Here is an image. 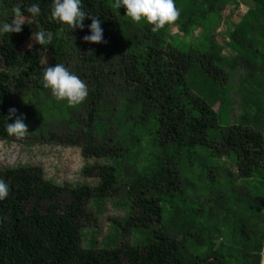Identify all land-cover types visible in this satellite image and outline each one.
<instances>
[{
	"label": "trees",
	"instance_id": "trees-1",
	"mask_svg": "<svg viewBox=\"0 0 264 264\" xmlns=\"http://www.w3.org/2000/svg\"><path fill=\"white\" fill-rule=\"evenodd\" d=\"M239 2L248 11L227 31V56L217 37L228 6ZM239 2L174 0L179 16L171 25L185 33L179 40L167 24L152 32L146 21H132L113 0H83L85 11L102 21L107 41L91 43L83 40L90 34L87 17L83 30L70 31L51 18V0H0V24L10 22L18 6L53 36L36 55L21 50L26 33L0 35V140L9 139L5 126L15 119H8L13 93L38 69L42 74L63 64L87 85L88 96L75 107L50 96L44 118L66 120L75 132L66 143L100 159L86 169L100 177L97 186L60 185L39 165L0 169L9 185L0 201V264H260L264 0ZM32 3L41 8L38 17L26 12ZM43 87L33 90L44 96L49 89ZM236 100L239 112L232 109ZM82 107L84 124L75 115ZM22 112L27 125L40 117ZM42 125L49 135L51 125ZM224 156L235 158L237 173L223 165ZM123 181L126 206L137 207V214L124 218L122 230L102 245H82L88 203L118 193ZM125 231L137 238L120 246Z\"/></svg>",
	"mask_w": 264,
	"mask_h": 264
},
{
	"label": "rangeland",
	"instance_id": "rangeland-1",
	"mask_svg": "<svg viewBox=\"0 0 264 264\" xmlns=\"http://www.w3.org/2000/svg\"><path fill=\"white\" fill-rule=\"evenodd\" d=\"M240 0H237L239 2ZM248 11V6L245 3H240L236 7V3L228 6L225 16L228 20L223 22L219 28L220 35L217 37V41L224 46L227 39V31L229 28H233L234 24H237L242 17ZM11 15V14H10ZM9 16V15H8ZM26 20L22 25V31L17 33L20 36L22 33H26V41L22 46V52L32 50L36 55L40 54L39 45L32 40L34 32L39 31L35 21L26 15H23ZM4 16L0 15L1 19ZM10 17V16H9ZM13 16L11 15V19ZM169 31L172 36H176L179 40L184 38V31L175 25H169ZM31 31V33H30ZM199 29L194 31L197 35ZM31 44V47L29 45ZM223 54L230 55V49L224 46ZM0 70H3L2 64H0ZM18 70H10V73H16ZM39 69L28 80L26 86L15 91L10 100V107L18 109V115L24 109L29 110L32 114H39L40 117H36L31 124H28V134L18 139L15 136H9V139L0 140V169L18 166V165H39L43 168L44 174L47 179H50L60 185H79L87 184L90 186H97L100 183V177L95 172L87 171V166H92L100 161L99 158L86 156L81 144L69 145L65 141V137L68 136L75 140V132L72 131L66 120L57 121L55 115L49 117L51 120H46V112L44 111L45 99L53 96L51 90L45 89L44 96L37 95L38 91L33 90L35 87L43 86L42 74L39 73ZM236 77L241 75V72H235ZM43 91V90H41ZM258 98L261 102L260 115L264 118V95L259 94ZM237 104L232 107L235 112L236 109L239 112L238 101ZM27 103V104H26ZM217 108V107H216ZM76 110L75 115L78 116L81 122L86 123L87 111L84 109ZM23 113V112H22ZM48 114V113H47ZM26 117V116H25ZM44 118V120H43ZM56 121L59 123L57 125ZM14 120L12 121V123ZM51 125L52 131L49 135L43 129V125ZM264 129V125H261ZM82 125L76 129L81 131ZM224 166L237 173V162L232 156H224L221 159ZM129 167V165L127 164ZM93 167V168H94ZM125 176V173H124ZM125 181V180H124ZM122 183L118 193L104 199L103 201L96 202L91 200L86 208V214L88 217L81 219L82 228L79 230L82 237L81 244L87 246L92 240L97 242L100 246L102 243L107 242L112 237L116 236L119 230H122L124 226V218H127L132 212L127 208L126 197L128 195L129 186L126 183ZM243 180L240 181V184ZM64 200V199H63ZM47 204H45L46 206ZM137 207L134 209V213L137 214ZM210 210V215L215 214ZM132 212V213H133ZM118 230V231H116ZM137 238V235L130 231H125L121 235L120 243L133 244ZM181 240V239H180ZM182 244L181 241H179ZM217 255V252H216ZM213 260V258H211Z\"/></svg>",
	"mask_w": 264,
	"mask_h": 264
},
{
	"label": "clouds",
	"instance_id": "clouds-1",
	"mask_svg": "<svg viewBox=\"0 0 264 264\" xmlns=\"http://www.w3.org/2000/svg\"><path fill=\"white\" fill-rule=\"evenodd\" d=\"M114 9L124 7L125 15L134 22L146 21L153 25L151 31L158 32L165 25H171L179 16V12L174 5V0H113L111 5ZM26 12L32 17H38L41 8L38 3H32L26 8ZM91 19L87 25L90 34L84 35L83 40L91 43H107L104 38V29L101 27L102 21L85 11L83 0H51V18L58 23L66 25L70 31L75 29L83 30L85 18ZM25 19L20 7L13 8V18L10 22L0 24V35L19 33ZM32 40L39 45H51L53 36L43 30L36 31L32 35ZM31 47V44L29 45ZM43 86L51 90L57 101H67L69 106L75 107L83 103L88 96L87 85L74 73L70 72L63 64L46 67L42 73ZM18 109H9L8 119L15 117L13 123H6L5 129L10 136L18 139L24 138L29 130L25 123V114L19 113ZM9 195V185L0 179V201ZM260 264H264V248L259 253Z\"/></svg>",
	"mask_w": 264,
	"mask_h": 264
}]
</instances>
